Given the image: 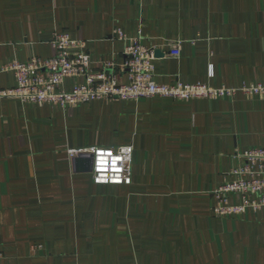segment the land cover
I'll return each mask as SVG.
<instances>
[{"label": "crops", "instance_id": "crops-1", "mask_svg": "<svg viewBox=\"0 0 264 264\" xmlns=\"http://www.w3.org/2000/svg\"><path fill=\"white\" fill-rule=\"evenodd\" d=\"M115 29L162 53L157 84L264 83V0H0V91L15 86L2 67L53 56L56 32L85 43L94 72L121 64ZM128 145V186L95 185L67 155ZM255 148L260 95L71 108L0 97V264H264V209L212 213V193Z\"/></svg>", "mask_w": 264, "mask_h": 264}, {"label": "built area", "instance_id": "built-area-1", "mask_svg": "<svg viewBox=\"0 0 264 264\" xmlns=\"http://www.w3.org/2000/svg\"><path fill=\"white\" fill-rule=\"evenodd\" d=\"M113 35L124 43L122 63L117 65L113 61H102L99 71L94 72L83 41L73 39L65 32L53 33L50 40L53 56L31 58L2 67L1 71L14 75L15 86L0 91V97L16 99L22 104L71 108L93 101L110 103L154 97L188 101L229 97L236 92L264 96V83L216 90L203 85L157 84L153 65L155 50L145 48L140 44V38H129L120 29H115ZM177 55L178 51L169 52V56ZM119 75H126L127 83L120 84ZM67 80L73 83L66 90L64 85ZM132 153V145L67 151L70 159L80 154L91 155L90 175L95 185L119 186L131 184ZM238 156L243 161L242 165L230 171L231 180L212 193L215 199L212 213L217 218H233L248 211L264 209V149H249ZM102 159L107 163L101 164ZM232 196L239 197L240 202L230 204Z\"/></svg>", "mask_w": 264, "mask_h": 264}, {"label": "water", "instance_id": "water-1", "mask_svg": "<svg viewBox=\"0 0 264 264\" xmlns=\"http://www.w3.org/2000/svg\"><path fill=\"white\" fill-rule=\"evenodd\" d=\"M162 53L159 51L154 52V57L158 58L161 57ZM72 164L74 168H78L83 172L90 173L91 166H92V157L90 154H80L77 157L72 159Z\"/></svg>", "mask_w": 264, "mask_h": 264}, {"label": "snow or ice", "instance_id": "snow-or-ice-1", "mask_svg": "<svg viewBox=\"0 0 264 264\" xmlns=\"http://www.w3.org/2000/svg\"><path fill=\"white\" fill-rule=\"evenodd\" d=\"M101 155H103V154H101ZM108 155H111V153H109ZM100 163H101V164H106L107 161H105V160L102 159V160L100 161Z\"/></svg>", "mask_w": 264, "mask_h": 264}]
</instances>
